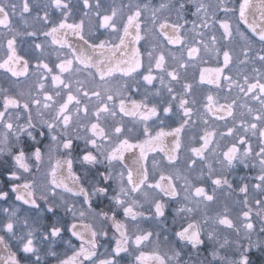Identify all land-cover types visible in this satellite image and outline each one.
<instances>
[{
	"label": "snow or ice",
	"instance_id": "obj_1",
	"mask_svg": "<svg viewBox=\"0 0 264 264\" xmlns=\"http://www.w3.org/2000/svg\"><path fill=\"white\" fill-rule=\"evenodd\" d=\"M0 71V264H264V0H0Z\"/></svg>",
	"mask_w": 264,
	"mask_h": 264
},
{
	"label": "flooded vegetation",
	"instance_id": "obj_2",
	"mask_svg": "<svg viewBox=\"0 0 264 264\" xmlns=\"http://www.w3.org/2000/svg\"><path fill=\"white\" fill-rule=\"evenodd\" d=\"M74 2H75V0H74ZM102 2L103 3H105V5H107V4H110L111 2H112V0H102ZM120 2V0H116V3H119ZM125 2H126V0H125ZM159 2H160V0H153V3L154 4H159ZM82 11H80L79 10V8L76 10V12L74 13V15L72 16V17H70V19H69V22H73L74 20H77V18L78 17H80V16H82ZM59 14L58 13H56V14H54V17H53V19H54V21H58L59 20ZM218 27V26H217ZM240 27H241V30L242 31H245V32H247V29L244 27V25H240ZM103 31V30H102ZM214 31H215V29H214ZM106 35L107 34H105V36H102L101 38H106ZM217 35H219V33L217 32ZM249 35H250V33H249ZM41 39H43V37L41 38ZM71 39V38H70ZM138 47H140L141 48V51L143 52L144 51V44H143V41L141 42V44L140 45H138ZM203 55V54H202ZM30 59H31V57H30ZM53 59H55V57H53ZM146 59V58H145ZM206 60H207V63H204L203 61H198L197 62V66L196 67H189L188 69H187V80H188V82H192L193 84H194V91L196 92V95H197V99L198 100H202L203 99V97L207 94V93H209V92H211L214 96L216 95V93H217V90L214 88V87H212V86H210V85H200V86H198L197 84H196V82L198 81V79H199V71H200V69H202V68H205V67H208V68H212V67H217L218 66V64H217V62H216V60L214 59V58H211V57H206L205 58ZM221 62H222V58H221ZM144 69H142L141 71H143ZM235 70L233 69V72H234ZM226 72H227V70H226ZM182 76H183V70H182ZM0 86H5V87H7L8 86V84H7V82L5 81V78H4V74H3V72L2 71H0ZM21 86H23V82H21ZM158 86V85H157ZM177 90L179 91V86H177ZM234 94V93H233ZM223 93H221L220 94V96H219V99H220V102H224L223 101ZM131 98L132 99H137V100H139V99H141V94L140 93H136V92H132L131 93ZM165 98H167V94L165 93ZM206 102V101H205ZM239 109H237V113H239ZM124 120H125V122L126 123H128V121H129V118H124ZM158 123V122H157ZM218 124H220L221 125V128H222V126H223V122H217ZM149 124L153 127V128H155V130H158V128L156 127V125H153V122L152 121H149ZM166 129L169 127V126H174L173 124H172V121L171 120H166V122H165V125H163ZM141 139L143 138V137H140ZM169 139H171V138H169ZM151 159V158H150ZM241 174H244V171H242V170H240V169H238L237 170V172H236V176H239V175H241ZM78 243V242H77ZM58 250L60 251V253L63 255L64 254V252H65V249H64V247L63 246H60L59 248H58ZM103 251V249H101V252ZM68 255H71V252L70 251H68Z\"/></svg>",
	"mask_w": 264,
	"mask_h": 264
}]
</instances>
